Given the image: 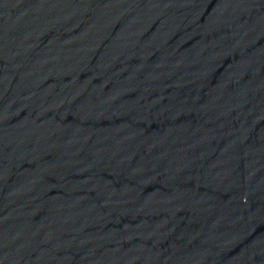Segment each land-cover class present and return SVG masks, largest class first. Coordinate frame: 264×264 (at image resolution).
Returning <instances> with one entry per match:
<instances>
[{"label": "water", "instance_id": "95a60500", "mask_svg": "<svg viewBox=\"0 0 264 264\" xmlns=\"http://www.w3.org/2000/svg\"><path fill=\"white\" fill-rule=\"evenodd\" d=\"M0 264H264V0H0Z\"/></svg>", "mask_w": 264, "mask_h": 264}]
</instances>
